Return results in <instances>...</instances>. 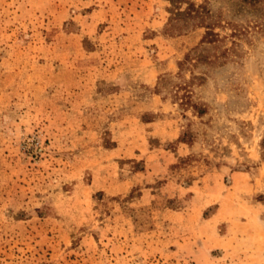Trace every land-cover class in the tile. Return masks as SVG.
Returning a JSON list of instances; mask_svg holds the SVG:
<instances>
[{
  "label": "rangeland",
  "instance_id": "rangeland-1",
  "mask_svg": "<svg viewBox=\"0 0 264 264\" xmlns=\"http://www.w3.org/2000/svg\"><path fill=\"white\" fill-rule=\"evenodd\" d=\"M207 6L180 68L167 0H0V264H264V31Z\"/></svg>",
  "mask_w": 264,
  "mask_h": 264
},
{
  "label": "trees",
  "instance_id": "trees-1",
  "mask_svg": "<svg viewBox=\"0 0 264 264\" xmlns=\"http://www.w3.org/2000/svg\"><path fill=\"white\" fill-rule=\"evenodd\" d=\"M168 18L165 23L164 32L169 35H180L189 27H200L203 33L197 45L189 50L178 64L179 67H191L201 62H209L204 54L201 46L204 44L212 45L218 41V34L215 33L216 28H220L223 24L230 26L235 30L236 24L232 21L225 20L221 12L213 13L208 9L207 2L204 0L196 4L193 0H167ZM210 1V0H209ZM229 3V9L234 14H246L252 19V25L264 31V0H226ZM183 6V7H182ZM160 81L164 78H160ZM159 81V82H160ZM158 89V86L156 87ZM183 101L181 105L186 106ZM200 112L201 111H198Z\"/></svg>",
  "mask_w": 264,
  "mask_h": 264
}]
</instances>
